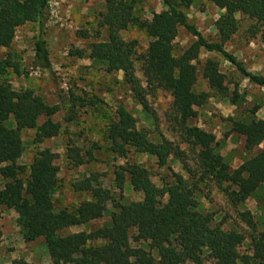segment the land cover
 I'll return each instance as SVG.
<instances>
[{
  "label": "trees",
  "instance_id": "16d2710c",
  "mask_svg": "<svg viewBox=\"0 0 264 264\" xmlns=\"http://www.w3.org/2000/svg\"><path fill=\"white\" fill-rule=\"evenodd\" d=\"M140 1L104 0L105 12L100 15L98 26L105 29L106 40L90 46L88 59L105 64L107 73H122L123 84L137 104L143 106L141 86L133 74V63L140 64L145 85L170 96L172 118L180 139L196 151L195 168L192 170L185 165L183 153L170 142L151 141L146 132L136 128L134 118L123 107H118L114 120L105 130L109 153L120 159H125L130 152L144 155L153 158L159 168L174 157L182 164L186 179L172 173L169 181L160 177V187H156L141 165L118 166L114 172L115 188L121 190L127 180L131 190L142 195L138 205L114 204L110 193L98 185L97 176L90 175L71 184L75 193H89L90 200L80 202L72 211L54 210L51 194L57 184L56 155L48 149L39 150L27 168L17 161L23 152L20 132L34 131L32 142L35 145L59 135V124L51 120L58 108L47 105L30 89L12 90L7 72L16 75L20 72L10 56L4 54L0 55V177L6 182L0 190V207L16 215L15 225L24 243L43 240L51 264H203V252L216 264H264V231L251 237L250 254L237 257L242 235L213 226L212 216L198 210L195 198L198 184L208 181L217 188L225 185L226 195L233 205L259 199L264 186V149H259L264 141V120L253 117L256 109L249 112L251 117L229 120L230 132L243 139V151L254 152L235 169L224 163L216 152L212 134L188 126L197 115L196 109L207 99L205 93L194 91L200 50L220 54L243 80L264 89V77L247 72L222 48L237 32L235 15L252 22L251 35L258 36L264 45V0H205L223 11L213 24L217 38L214 43L207 42L187 22L185 10L196 0H159L163 10L153 14L150 20H142L134 14V6ZM47 12L48 0H0V51L9 49L17 28L27 23L41 27ZM129 28L142 31L149 39L141 55H136L135 41L125 42L119 36ZM178 28H183L194 39L180 55L175 54L173 46ZM33 48L34 67L49 69L45 42L38 37ZM199 69L208 89L225 96L227 89L217 64L205 60ZM9 117L13 119V129L5 127ZM66 159L72 167H79L93 157L91 151L82 155L80 149L68 144ZM107 203L114 204L107 225L87 233L61 235L69 228L100 219ZM261 214L264 225V205ZM241 218L248 228H253L248 212L241 213ZM131 242L145 243L156 253L157 259L142 248H132ZM11 264L26 263L13 261Z\"/></svg>",
  "mask_w": 264,
  "mask_h": 264
},
{
  "label": "rangeland",
  "instance_id": "374dc122",
  "mask_svg": "<svg viewBox=\"0 0 264 264\" xmlns=\"http://www.w3.org/2000/svg\"><path fill=\"white\" fill-rule=\"evenodd\" d=\"M163 10L159 0H141L134 6V14L142 20H150L153 14ZM105 12L104 0H48V12L42 26L27 23L16 29L9 49L1 50L0 55L8 54L18 66L19 75L7 72V80L14 91L30 89L47 105L56 106L57 113L51 118L60 126L57 137L39 145L32 142L34 131L20 132L23 152L18 165L27 168L39 150L48 149L56 155V189L51 194L54 210L72 211L80 202L90 200L89 193H75L71 184L90 175L97 176L98 185L107 190L114 204L138 205L142 195L129 187L127 180L121 190L114 184L116 167L139 164L149 180L160 187L159 178L170 180L172 173L186 179L182 164L174 157L169 158L163 168L157 167L155 160L130 152L125 159L114 157L107 150L105 130L114 120L118 107H123L135 120L136 128L147 133L154 143L166 140L183 153L185 165L194 169L196 151L182 143L180 133L171 113V98L161 90H150L144 83L140 64L133 63L134 77L141 86L143 106L137 104L128 87L123 84L122 73H107L105 64L88 59L92 44L106 40L105 29L99 28L98 21ZM187 22L209 43L217 42L214 22L223 11L205 0H196L185 10ZM237 32L223 43V50L233 56L242 67L253 75L264 77V45L258 36H252V22L241 15H235ZM125 41H135L136 55L144 53L149 39L135 28L119 33ZM40 37L45 42L49 69L34 67V43ZM193 37L183 28H178L173 42L174 52L180 55L192 42ZM197 64L196 93H205V104L196 109V117L188 126L197 127L214 136V147L223 162L231 169L237 168L254 152L243 151V139L230 132V119L251 117L249 112L256 109L255 119L264 120V89L250 85L243 80L234 68L218 53L200 50ZM205 60L217 64L227 89L225 96H218L208 89L201 79L199 65ZM94 102V106L89 104ZM66 119H71L66 122ZM42 120L38 123L40 124ZM8 129L14 128L11 117L5 122ZM71 144L80 149V154L91 151L93 160L79 167H72L66 159V147ZM264 149V141L259 146ZM22 179L24 176L21 177ZM6 181L0 177V190ZM226 186L217 188L213 183H199L195 194L197 208L203 214L212 216V225L223 230H234L243 237L236 249L237 257L250 254V239L264 231L261 206L264 205V186L258 200L248 199L243 204L233 205L225 192ZM107 203L103 216L87 225L72 227L61 235L89 232L108 224L113 205ZM248 212L253 228H248L241 213ZM16 215L12 210L0 207V264L22 261L26 264H51L42 239L24 243L15 225ZM132 248H142L157 259L156 253L145 243H130ZM202 253L203 264H216ZM189 264V263H186Z\"/></svg>",
  "mask_w": 264,
  "mask_h": 264
}]
</instances>
